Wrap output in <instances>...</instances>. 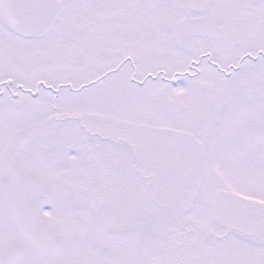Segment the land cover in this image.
Segmentation results:
<instances>
[{"label": "snow or ice", "instance_id": "1", "mask_svg": "<svg viewBox=\"0 0 264 264\" xmlns=\"http://www.w3.org/2000/svg\"><path fill=\"white\" fill-rule=\"evenodd\" d=\"M0 264H264V0H0Z\"/></svg>", "mask_w": 264, "mask_h": 264}]
</instances>
